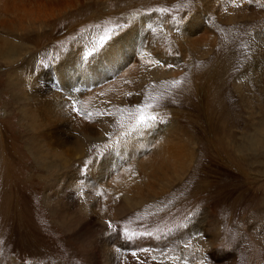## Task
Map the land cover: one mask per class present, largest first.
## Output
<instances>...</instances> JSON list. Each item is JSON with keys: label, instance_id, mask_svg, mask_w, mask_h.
<instances>
[{"label": "rangeland", "instance_id": "obj_1", "mask_svg": "<svg viewBox=\"0 0 264 264\" xmlns=\"http://www.w3.org/2000/svg\"><path fill=\"white\" fill-rule=\"evenodd\" d=\"M64 1L66 14L31 31L0 28V44L28 46L0 59V264H264V81L251 66L256 56L264 64V0H211L202 22L215 46L181 48L199 0ZM137 31L161 56L131 88L83 106L69 95L82 126L40 124L35 77L64 92L57 74ZM138 109L155 120L134 128ZM126 141L140 150L130 155ZM159 146L168 161L139 168Z\"/></svg>", "mask_w": 264, "mask_h": 264}, {"label": "bare ground", "instance_id": "obj_2", "mask_svg": "<svg viewBox=\"0 0 264 264\" xmlns=\"http://www.w3.org/2000/svg\"><path fill=\"white\" fill-rule=\"evenodd\" d=\"M5 2L7 3V8L3 9L4 12L3 15L9 14L10 16L13 14L14 16L11 17L10 20L1 18L0 28L8 27L16 22L20 24H22L23 22L22 33L33 30L35 28V25H37V23L41 24V22H48L49 19L53 20L56 18H60L62 15L67 13V10L65 9L66 4L64 0H3V4H2L3 6L5 5ZM198 4H201L202 10L199 13V11L196 8L197 14L193 15L194 18L192 19L191 26L189 27L190 31L185 29L186 26L183 29L182 28L179 29V33L177 34V36L179 35L178 40L181 41L180 48L181 45L182 46L191 45L194 42L198 43V42L206 41V37L204 36H207L208 33H206V30L204 29V24L202 22V20H204L203 15L211 7H213L214 3L211 0H199ZM11 6L14 7L11 8ZM37 7H39V12H34ZM26 20H29L30 23L29 26L27 25V23H25ZM143 22L145 21L143 20ZM138 29H142V28H138ZM170 29L172 28H167L166 30L169 31ZM174 29H176V27H174L172 30ZM184 30H186V32ZM132 35L135 37V41L132 39V37H129L128 35L123 36L118 40L117 43L113 42L112 44L102 48L103 52H101L102 50L101 49L97 54H95L94 58L92 60L90 59L87 63H85L84 61H80L78 62L77 65L73 67L71 71H65L64 73L62 74L59 73L57 75L55 73L56 77L59 80V82H57L56 80L58 85H61L62 88L66 89L64 92L55 91L54 94H52L53 90L49 88V86L44 82L45 76L43 72L40 73V75L42 76H40V78H38L37 81L35 77L29 86L30 89L32 90L40 89L41 86L44 84V91L34 96V103H38V105L36 106L39 109V111H41L39 116L43 117L40 121V124L44 125L45 123H49L53 120V122L51 123L61 128L64 127L70 128V126L73 127L74 125L82 126V119L75 115V110L73 109L74 105L72 102L75 101L74 99L75 97L69 95L71 94L74 95L76 93H79L80 105L82 104L83 106L89 99H94L103 96L105 97V95H107L108 93L110 92L112 93L117 90L120 91L118 93V95L120 96L121 92L123 93V90L125 88H131L132 85L131 81L136 78L141 68L143 69L144 68L143 66L147 67L149 66V64L156 62L157 61L156 57L157 56L159 57L160 55L154 49L149 48L147 46L148 43L147 45H145L144 41L146 40L147 32L145 34L144 31L143 32L137 31ZM213 43H214L213 38L211 40L206 41L208 47L213 46L214 45ZM150 46H152V44ZM77 49L81 51V46H78ZM23 50H25V52H23ZM209 51L210 49L208 48L206 52ZM27 52H28V46L26 45L24 46L23 44L19 45L18 42L14 44L12 39L6 41L4 44H0V59L5 62H10L12 59L15 60L22 55L25 56ZM72 52H74V50ZM210 52H212V48ZM132 53H133V57L131 55ZM256 54H259V51H257ZM136 55H138L140 58V63L138 66H134L133 64V62L136 59L135 58ZM106 58L108 59L106 60ZM30 62L33 65L28 64L27 66H25V68H22L24 69V72L26 70H29V66L34 67L35 65L34 60ZM66 62H67V57L62 59L60 65H63ZM251 66L253 67L252 73H254V77L258 79L260 77L261 81H264V64L262 62V59L256 56ZM80 70L82 72H80ZM148 70L149 69H146L144 73L148 74L149 72V75L151 74L155 76V74H152ZM153 70H157V69H153ZM157 71L162 72V70H157ZM106 80H112L114 82L113 85L110 86L107 91H105L102 85V83ZM239 90L241 89L239 88ZM214 93H215L214 96L215 97L217 96L216 99L214 100L217 105L221 104V101H223L222 99L226 100L223 94L219 95L216 91ZM115 100H119L118 97L115 98ZM62 102H67V103L62 104ZM39 118L40 117H38V119ZM30 119H31V125L33 126V120L35 119L34 116L33 117L30 116ZM42 130L43 128L39 130L37 137L38 138L43 137L42 139H45L44 136L42 135ZM257 132H254L255 135H257ZM259 133L260 135L264 136V127L260 128ZM141 138L146 143V145H148L149 143L148 135L143 133ZM259 142L260 141L257 139L250 140L251 146L254 147L257 146ZM126 146L129 148L128 151H130V153L129 152L128 153L130 155L140 150L136 148L138 145H131V143L129 144V142L127 141H126ZM109 159L110 157H106V159H104L103 161L104 173H110L109 167L111 166H108L106 168V166L109 165L108 163ZM136 161H137V166L139 168H142L146 171H150L151 173V170H157L163 165V162H166L168 160H166L164 153L161 154L160 146H159V149L156 152V156L153 162L151 160V155L148 157V159L143 158L140 159V161L139 158H136ZM96 170H100V165L98 166V168H96Z\"/></svg>", "mask_w": 264, "mask_h": 264}, {"label": "snow or ice", "instance_id": "obj_3", "mask_svg": "<svg viewBox=\"0 0 264 264\" xmlns=\"http://www.w3.org/2000/svg\"><path fill=\"white\" fill-rule=\"evenodd\" d=\"M105 37H101V40H104ZM91 55V53H90ZM140 114L138 115V117L136 118V123L135 125H133L134 128H139L140 126L146 125L148 120H155V117H149L146 116L143 112V109H138L137 110ZM123 127V125H121Z\"/></svg>", "mask_w": 264, "mask_h": 264}]
</instances>
